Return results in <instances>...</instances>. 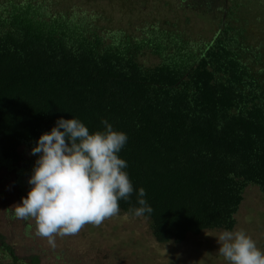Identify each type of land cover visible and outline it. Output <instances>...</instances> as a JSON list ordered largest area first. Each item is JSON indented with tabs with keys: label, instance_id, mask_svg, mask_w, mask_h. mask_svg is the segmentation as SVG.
<instances>
[{
	"label": "trees",
	"instance_id": "16d2710c",
	"mask_svg": "<svg viewBox=\"0 0 264 264\" xmlns=\"http://www.w3.org/2000/svg\"><path fill=\"white\" fill-rule=\"evenodd\" d=\"M34 1L0 0L2 158L19 162L18 148L35 147L61 117L90 132L106 130V120L128 137L118 155L134 191L121 211L134 214L143 187L153 211L142 217L158 243L233 230L246 187L264 194V36L249 34L241 4L192 53L173 31L106 38ZM6 257L23 264L0 233Z\"/></svg>",
	"mask_w": 264,
	"mask_h": 264
},
{
	"label": "rangeland",
	"instance_id": "374dc122",
	"mask_svg": "<svg viewBox=\"0 0 264 264\" xmlns=\"http://www.w3.org/2000/svg\"><path fill=\"white\" fill-rule=\"evenodd\" d=\"M34 2L39 3V8L68 12L87 24L94 23L106 38L113 33V36H118L119 31H127L137 38L145 33L174 30L172 25L175 24L184 36V50L192 53L198 50L202 40L208 41L212 36V30L206 24L213 18H216L214 23H217L221 18V11L207 9L197 0H187L191 7H187L181 0ZM219 2L222 4V0ZM240 4L242 21L245 24L247 19L249 24L254 22L249 34L259 35L260 32V36H264V0H230L229 11L236 12ZM94 16L95 19H92ZM166 23L171 26H166ZM152 26L157 30L152 29ZM259 54L264 58L263 50ZM142 61L155 64L159 59L146 55ZM33 148L21 145L18 148L22 155L19 162L4 160L0 155V233L23 264H228L218 253L220 245L216 237L224 230L187 234L180 243H158L149 230L147 219L121 210L117 216L105 220L99 227L89 224L77 235L56 237L57 246L52 249L46 239L36 235L34 220L13 218L15 205L22 203V198L27 196L32 187L28 181L41 155H33ZM235 218L233 230H245L258 247L264 249V194L257 186L246 187ZM0 264L13 262L6 257L0 259Z\"/></svg>",
	"mask_w": 264,
	"mask_h": 264
},
{
	"label": "clouds",
	"instance_id": "9594fccd",
	"mask_svg": "<svg viewBox=\"0 0 264 264\" xmlns=\"http://www.w3.org/2000/svg\"><path fill=\"white\" fill-rule=\"evenodd\" d=\"M106 130L90 132L79 119H58L51 132L42 134L32 154H41L28 183L32 185L13 218L34 220L36 235L56 248V237L74 236L86 225L99 227L120 212V200L134 191L125 171L127 162L118 154L127 134L106 120ZM138 192L136 217L153 209ZM207 234V233H206ZM218 253L228 264H264V249L243 229L218 234Z\"/></svg>",
	"mask_w": 264,
	"mask_h": 264
},
{
	"label": "flooded vegetation",
	"instance_id": "af4514ba",
	"mask_svg": "<svg viewBox=\"0 0 264 264\" xmlns=\"http://www.w3.org/2000/svg\"><path fill=\"white\" fill-rule=\"evenodd\" d=\"M182 3H185L187 7H191L188 3L187 0H181ZM198 2H200V4L204 5V7H206L207 9L209 8H215L218 11H221V18L219 19V22L214 23L216 18H213V20L211 19V22L209 24H206L207 26H209L210 30H212V36L210 38V40L206 41V40H202L203 45H206L208 43H211L217 36L218 34L224 30V28L226 27V23L225 21L227 20L226 16H227V12H229V2L230 0H222V4L221 2H219L220 0H197ZM214 6V7H213ZM192 8H194V6H192ZM198 11V10H197ZM216 26V28L214 29V27ZM156 29V28H153ZM208 30V29H206ZM170 33L173 31L174 34L173 36L178 37L179 38V43L181 42V44L185 43V39L184 36L182 35V32H180V30L178 29H174V30H169ZM172 32V34H173ZM178 34V35H177ZM199 39H203V38H199ZM184 40V41H183ZM201 44H198V46H200Z\"/></svg>",
	"mask_w": 264,
	"mask_h": 264
}]
</instances>
